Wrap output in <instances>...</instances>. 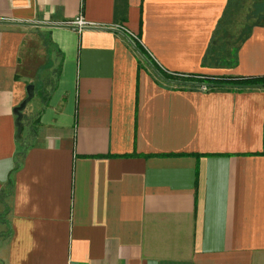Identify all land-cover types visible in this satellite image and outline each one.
Masks as SVG:
<instances>
[{
	"label": "crops",
	"instance_id": "obj_1",
	"mask_svg": "<svg viewBox=\"0 0 264 264\" xmlns=\"http://www.w3.org/2000/svg\"><path fill=\"white\" fill-rule=\"evenodd\" d=\"M241 3L0 0V264H264V90L160 79L113 31L163 73L262 76L263 20L211 49Z\"/></svg>",
	"mask_w": 264,
	"mask_h": 264
},
{
	"label": "trees",
	"instance_id": "obj_2",
	"mask_svg": "<svg viewBox=\"0 0 264 264\" xmlns=\"http://www.w3.org/2000/svg\"><path fill=\"white\" fill-rule=\"evenodd\" d=\"M229 3V0H228ZM227 7V4H226ZM263 20L264 21V11H263V18H257V22L254 25H258L259 22ZM247 37V33H245L241 41H243ZM135 47L139 50V52L146 57V59L152 64V66L156 69V71L161 75V77L165 80H172V81H178V82H194V83H200V84H207L210 85L208 90H221L226 92H242V91H248L253 89H261L264 90V75L262 76H216V77H208V76H199V75H186V79H175L171 78L165 73H163L161 70L157 69L156 66L152 63V61L149 59V57L144 53L143 49L138 43H135ZM234 53H231V65L235 64V50H233ZM232 51V52H233ZM211 53V49H206L204 55L201 59V65L204 66L209 59V54ZM227 52H224V58L227 56ZM219 59H223L222 56L218 57ZM229 61V58L228 60ZM227 61H224L223 63H227ZM228 64V63H227ZM19 166V163H17L16 167ZM10 186V182L8 183Z\"/></svg>",
	"mask_w": 264,
	"mask_h": 264
},
{
	"label": "rangeland",
	"instance_id": "obj_3",
	"mask_svg": "<svg viewBox=\"0 0 264 264\" xmlns=\"http://www.w3.org/2000/svg\"><path fill=\"white\" fill-rule=\"evenodd\" d=\"M240 1L242 2L240 10L234 14L232 19L228 20V24L224 29L222 27L214 34L211 47L213 51L219 47L218 43H224V45H227L228 49L233 48L237 44V41L247 32L250 26L257 22V18L260 16V9H264V0Z\"/></svg>",
	"mask_w": 264,
	"mask_h": 264
},
{
	"label": "water",
	"instance_id": "obj_4",
	"mask_svg": "<svg viewBox=\"0 0 264 264\" xmlns=\"http://www.w3.org/2000/svg\"><path fill=\"white\" fill-rule=\"evenodd\" d=\"M18 24V23H16ZM22 25H33V26H54V25H41V24H26V23H19ZM57 27H63V28H69V29H76L75 27L69 26V25H58ZM114 32L120 33L130 44V46L132 47V49L136 52V54L139 56V58L141 59V61L154 73L156 74L160 79H163L161 77V75L155 70V68L152 66V64L146 59V57L144 55H142L139 50L130 42V40L127 38V36L121 32L120 30L114 29ZM171 83H175V84H182V85H187V86H196V87H209L210 85L207 84H200V83H193V82H174V81H169ZM28 97L27 99L18 107L15 109L14 113L17 115V128H18V134H20L21 130H22V114L21 112L23 111L26 102H28L32 96H33V87L29 86L28 89Z\"/></svg>",
	"mask_w": 264,
	"mask_h": 264
},
{
	"label": "built area",
	"instance_id": "obj_5",
	"mask_svg": "<svg viewBox=\"0 0 264 264\" xmlns=\"http://www.w3.org/2000/svg\"><path fill=\"white\" fill-rule=\"evenodd\" d=\"M66 25L75 27L76 29H82L85 28L87 26V24L81 19V17H77L73 22L67 23ZM121 32H123L124 34H126L128 36V39L130 40V42L134 45V42H137V39L134 35H131L130 33H127L126 31L124 32L122 29H118ZM164 72V71H163ZM167 74L169 77L171 78H175V79H186L187 76L186 75H181V74H174V73H165ZM200 90H205V87H198Z\"/></svg>",
	"mask_w": 264,
	"mask_h": 264
}]
</instances>
